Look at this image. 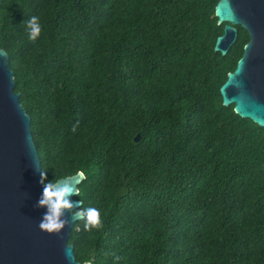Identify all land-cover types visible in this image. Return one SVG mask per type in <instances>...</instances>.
Instances as JSON below:
<instances>
[{"label":"trees","instance_id":"obj_1","mask_svg":"<svg viewBox=\"0 0 264 264\" xmlns=\"http://www.w3.org/2000/svg\"><path fill=\"white\" fill-rule=\"evenodd\" d=\"M218 1L0 0L41 173L83 172L103 218L74 223L80 264H264V128L219 91L249 36L214 52Z\"/></svg>","mask_w":264,"mask_h":264},{"label":"water","instance_id":"obj_2","mask_svg":"<svg viewBox=\"0 0 264 264\" xmlns=\"http://www.w3.org/2000/svg\"><path fill=\"white\" fill-rule=\"evenodd\" d=\"M214 14L217 25L224 24L214 52L226 55L236 41L237 27L249 36L234 70L220 86L222 105H232L240 118L264 128V0H219ZM14 86L8 55L0 49V264H80L68 243L79 220H73V213L81 211L75 194L69 197L74 208L65 213L69 224L60 234L38 227L47 211L37 207L43 193L40 160L30 118ZM139 138L137 134L134 142ZM72 176L76 186L84 179V175Z\"/></svg>","mask_w":264,"mask_h":264},{"label":"clouds","instance_id":"obj_3","mask_svg":"<svg viewBox=\"0 0 264 264\" xmlns=\"http://www.w3.org/2000/svg\"><path fill=\"white\" fill-rule=\"evenodd\" d=\"M23 24L28 29L29 40L35 42L40 38L42 26L39 17L32 16ZM76 175L81 176L83 172H78ZM41 176L43 193L37 202V207L45 208L47 211L40 220L38 227L45 233L58 235L69 224L65 218L66 211L74 208L69 197L74 194L80 196V188L72 183L74 176L55 178L53 181L47 180V172L45 171H42ZM77 219L84 221V229L87 231L101 230L104 227L101 212L96 207H85L82 211L74 212L73 220Z\"/></svg>","mask_w":264,"mask_h":264}]
</instances>
